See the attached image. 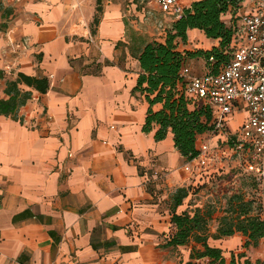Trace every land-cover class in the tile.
<instances>
[{
	"label": "crops",
	"instance_id": "0c3cea01",
	"mask_svg": "<svg viewBox=\"0 0 264 264\" xmlns=\"http://www.w3.org/2000/svg\"><path fill=\"white\" fill-rule=\"evenodd\" d=\"M11 1L15 12L0 28V97L17 72L45 76L49 87L31 89L17 119L0 114V264H186L190 246H162L174 232L171 195L198 177L182 170L170 131L158 141L155 125L142 131L147 102L132 91L139 67L129 47L143 36L122 0ZM191 1L179 0L180 11ZM259 6L264 0H243L236 15ZM195 36L204 35L189 29L180 46ZM216 161L208 168L226 166ZM210 185L192 195L206 198ZM204 198L176 212L202 208ZM207 243L224 264L264 262V238L248 249L241 234Z\"/></svg>",
	"mask_w": 264,
	"mask_h": 264
},
{
	"label": "trees",
	"instance_id": "16d2710c",
	"mask_svg": "<svg viewBox=\"0 0 264 264\" xmlns=\"http://www.w3.org/2000/svg\"><path fill=\"white\" fill-rule=\"evenodd\" d=\"M242 1L193 0L170 22L162 40L137 42L136 37L131 38L129 51L139 67L132 91L139 92L147 102L142 131H150L155 125L153 137L156 141L165 138L170 131L175 149L186 160L198 154L196 140L212 129L213 115L208 107L195 106L185 93L186 80L181 75V69L188 59L194 57L203 58L207 70L212 73L219 72L225 66L235 46L236 12ZM96 10L99 12L100 7L97 6ZM12 13L13 7L0 0V28L6 27V20ZM225 13H230L229 23L223 19ZM97 21L95 14L93 23ZM193 28L200 30L207 39H216L217 45L205 49L180 48V44L187 42V31ZM48 87L45 76L17 72L15 78L5 80L2 88L5 96L0 97V114L17 119L19 108L31 97V89L44 93ZM215 174L214 171L204 172L194 179L196 182L191 184L192 187H178L171 195L170 222L174 232L162 247L176 249L190 246L189 261L186 264H195L200 259L225 263L222 251L208 245L209 238L217 240L241 234L244 237L242 247L245 249L257 247L264 238L261 204L254 197L246 198L243 192L233 193L227 198L222 213L216 217L217 227L213 234L209 231V223L214 215L212 207H195L176 212L189 190L195 192L197 188L209 186ZM230 264H235L233 256ZM244 264L252 263L246 259ZM253 264L263 262L256 260Z\"/></svg>",
	"mask_w": 264,
	"mask_h": 264
},
{
	"label": "built area",
	"instance_id": "2783aa9c",
	"mask_svg": "<svg viewBox=\"0 0 264 264\" xmlns=\"http://www.w3.org/2000/svg\"><path fill=\"white\" fill-rule=\"evenodd\" d=\"M154 2L162 12H181L179 0ZM234 41L231 57L219 72L206 70L199 75H191L186 65L181 69V75L186 80L185 93L195 106H206L213 115L212 129L196 140L198 154L181 168L194 174V177L201 176L209 169L221 177L230 163L233 171H229V192H238V184L243 176L249 177L263 191L264 6L238 16ZM23 46L26 47L25 42ZM237 111H243L244 116L235 128H230L228 118ZM219 158L227 162L226 166L208 168ZM195 264L222 263L200 259Z\"/></svg>",
	"mask_w": 264,
	"mask_h": 264
},
{
	"label": "rangeland",
	"instance_id": "374dc122",
	"mask_svg": "<svg viewBox=\"0 0 264 264\" xmlns=\"http://www.w3.org/2000/svg\"><path fill=\"white\" fill-rule=\"evenodd\" d=\"M2 3L5 5L12 4L11 0H2ZM122 11L125 14V18L127 22L134 28L137 32H139L143 36V41H149L152 39L162 40L165 34V30L169 27L170 22L174 19V16L165 13L159 10L154 0H122ZM15 12V6L13 7V13ZM212 45L209 43L208 39L204 36H195L193 41L190 43V46H187V49H195V48H210ZM180 48H185L180 46ZM186 66L189 68V72L191 75H199L207 70V64L204 59L201 57L191 58ZM241 118V114L232 115L228 118V126L230 128H235L238 119ZM233 171L230 163L227 165L226 169L221 177L216 173L214 179H212V185H210L209 189H206L208 192L210 191V195L200 193V195L193 194V189L189 190V194L186 198H184L182 204L191 203L193 204V199H201L204 198L205 206H210L214 209V215H220L224 209L225 201L227 198L236 193V191L232 190L229 192V185L231 183V173ZM220 178V179H219ZM219 179V180H218ZM226 183H224V182ZM238 192H243L246 198L254 197L256 202L261 204L262 212L261 215L264 216V190L261 191L256 184L247 176H243L239 182ZM192 187V185H189ZM200 188L195 189L197 192ZM207 193V192H206ZM215 222L211 221L209 223V228L215 226ZM177 257H182L183 253L181 251L175 252ZM264 264V262H263Z\"/></svg>",
	"mask_w": 264,
	"mask_h": 264
}]
</instances>
